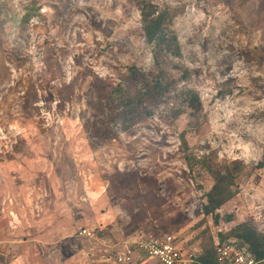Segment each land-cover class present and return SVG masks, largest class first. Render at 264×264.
Instances as JSON below:
<instances>
[{
	"label": "rangeland",
	"instance_id": "obj_1",
	"mask_svg": "<svg viewBox=\"0 0 264 264\" xmlns=\"http://www.w3.org/2000/svg\"><path fill=\"white\" fill-rule=\"evenodd\" d=\"M142 231L264 261V0H0V264Z\"/></svg>",
	"mask_w": 264,
	"mask_h": 264
},
{
	"label": "built area",
	"instance_id": "obj_2",
	"mask_svg": "<svg viewBox=\"0 0 264 264\" xmlns=\"http://www.w3.org/2000/svg\"><path fill=\"white\" fill-rule=\"evenodd\" d=\"M87 230L82 235H88ZM218 264H262L264 261L237 242L218 243L215 247ZM153 259L157 264H192L194 255H187L176 236L159 231L139 232L125 242L117 253L118 264H129L135 256Z\"/></svg>",
	"mask_w": 264,
	"mask_h": 264
},
{
	"label": "trees",
	"instance_id": "obj_3",
	"mask_svg": "<svg viewBox=\"0 0 264 264\" xmlns=\"http://www.w3.org/2000/svg\"><path fill=\"white\" fill-rule=\"evenodd\" d=\"M240 245H243V243H240ZM243 246H246V245H243ZM248 247V246H247ZM253 253H254V251L251 249V247H248ZM255 254V253H254ZM256 256H257V258L258 259H261L262 257H263V255H261V254H255ZM215 264H218V262H217V258H216V253H215Z\"/></svg>",
	"mask_w": 264,
	"mask_h": 264
},
{
	"label": "crops",
	"instance_id": "obj_4",
	"mask_svg": "<svg viewBox=\"0 0 264 264\" xmlns=\"http://www.w3.org/2000/svg\"><path fill=\"white\" fill-rule=\"evenodd\" d=\"M139 259H142V258H136V260H139ZM136 260H135V261H136ZM152 260H153V259H152Z\"/></svg>",
	"mask_w": 264,
	"mask_h": 264
}]
</instances>
